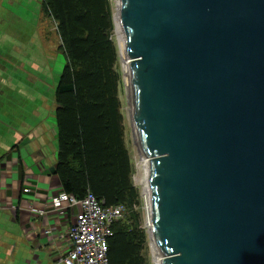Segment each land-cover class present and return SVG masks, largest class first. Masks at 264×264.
Masks as SVG:
<instances>
[{
	"label": "water",
	"instance_id": "water-1",
	"mask_svg": "<svg viewBox=\"0 0 264 264\" xmlns=\"http://www.w3.org/2000/svg\"><path fill=\"white\" fill-rule=\"evenodd\" d=\"M119 4L162 264H264V0Z\"/></svg>",
	"mask_w": 264,
	"mask_h": 264
},
{
	"label": "trees",
	"instance_id": "trees-1",
	"mask_svg": "<svg viewBox=\"0 0 264 264\" xmlns=\"http://www.w3.org/2000/svg\"><path fill=\"white\" fill-rule=\"evenodd\" d=\"M54 20L65 64L55 89L58 154L55 173L62 189L84 198L91 191L106 206L124 204L113 224L110 264H147V233L141 227V193L126 143L114 39L113 0H43Z\"/></svg>",
	"mask_w": 264,
	"mask_h": 264
},
{
	"label": "crops",
	"instance_id": "crops-1",
	"mask_svg": "<svg viewBox=\"0 0 264 264\" xmlns=\"http://www.w3.org/2000/svg\"><path fill=\"white\" fill-rule=\"evenodd\" d=\"M55 111L42 103L30 111L35 122L0 127V264H64L78 208L51 203L63 191Z\"/></svg>",
	"mask_w": 264,
	"mask_h": 264
},
{
	"label": "rangeland",
	"instance_id": "rangeland-1",
	"mask_svg": "<svg viewBox=\"0 0 264 264\" xmlns=\"http://www.w3.org/2000/svg\"><path fill=\"white\" fill-rule=\"evenodd\" d=\"M117 7L118 0H113L115 15ZM119 30L121 20H116L114 39L120 52ZM60 44L57 25L46 15L43 0H0V127L4 124L18 126L24 121L35 122L30 113L32 109L42 103L48 106L55 103V89L65 64ZM118 68L122 74L120 97L126 127L125 138L134 165L133 181L141 193V205L136 209L141 213V227L147 233L144 255L147 264H155L147 226L148 210L143 195L142 180L146 179L140 166L143 158L120 55ZM45 112L49 115L48 108Z\"/></svg>",
	"mask_w": 264,
	"mask_h": 264
},
{
	"label": "built area",
	"instance_id": "built-area-1",
	"mask_svg": "<svg viewBox=\"0 0 264 264\" xmlns=\"http://www.w3.org/2000/svg\"><path fill=\"white\" fill-rule=\"evenodd\" d=\"M29 192L30 188H25ZM56 208L65 205L78 208L75 220L69 226L66 238L69 247L61 258L64 264H110L109 238L113 235V224L124 218V204L106 206L91 191L79 199L64 190L51 197Z\"/></svg>",
	"mask_w": 264,
	"mask_h": 264
},
{
	"label": "bare ground",
	"instance_id": "bare-ground-1",
	"mask_svg": "<svg viewBox=\"0 0 264 264\" xmlns=\"http://www.w3.org/2000/svg\"><path fill=\"white\" fill-rule=\"evenodd\" d=\"M120 0H118V7H117V15H115L116 17V20H121V10H120ZM118 36H119V49H120V57H121V62H122V67H123V70H124V74H125V82H126V85L128 87V90H129V94H130V97H131V89H132V86H131V78H130V67H129V57L127 55V51H126V42H125V38H124V35H123V28H122V24H121V31L119 30L118 31ZM132 101V99H131ZM132 118L134 119V109L132 108ZM129 112V111H128ZM137 140H138V136H137ZM141 156H142V161L140 163V166L142 167V169L144 170V175L146 177V179L142 180L143 182V186H144V198L146 200V207H147V210H148V216H147V226L149 228V231L151 232V241H152V247H153V253H154V257H155V264H162V255L161 253H159V249L157 247V243H156V240H155V234H154V220H153V217H152V205H151V195H150V181H149V178H150V159L147 157V156H144L142 153H141ZM148 176V177H147Z\"/></svg>",
	"mask_w": 264,
	"mask_h": 264
}]
</instances>
